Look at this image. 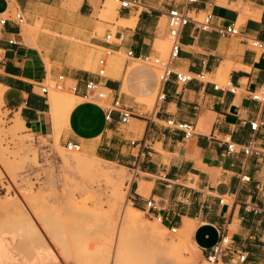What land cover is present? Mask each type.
I'll return each instance as SVG.
<instances>
[{
	"label": "crops",
	"instance_id": "crops-1",
	"mask_svg": "<svg viewBox=\"0 0 264 264\" xmlns=\"http://www.w3.org/2000/svg\"><path fill=\"white\" fill-rule=\"evenodd\" d=\"M136 1L143 8L106 13L102 0H80L73 12L66 9L69 0H0V16L14 9L23 13L25 23L43 21L35 41L28 25L23 30V24L12 22L0 26L2 107L36 137L51 141L48 95H41L37 85L62 75L77 97L84 98L86 82H102L108 94L106 105L117 99L134 111L136 98L156 93L155 72L138 63L126 73L134 62L126 57L121 77L100 79L96 71L82 68L87 52L73 56L76 45L61 38L73 36L75 41L108 47L114 58L128 50L135 57L157 56V42L167 37L168 11H188L191 21L181 32L180 52L172 69L202 74L205 80L181 86L172 75L163 86L164 100L157 101L145 118H133L135 122L127 125L118 124L116 112L107 122L104 109L81 103L59 141L79 144L96 157L131 171L134 178L128 199L134 208L145 212L146 200L159 202L161 223L168 230L175 228L177 238L190 240L204 257L226 233L234 247L247 253L246 264H261L264 214L255 215L245 206H264V163L239 152L227 154L225 142L246 145L254 140L256 146L264 147V106L248 97L264 85V51L253 50L241 36H221L215 28L234 24L242 36L264 41V0H198L190 6L181 0ZM208 14L213 16V28L198 30L197 19ZM109 19L128 24L111 25L117 42L107 46L103 39H91V33L101 30L97 24ZM226 65L230 66L228 86L236 94L229 87L215 86L219 70ZM168 120L194 125V135L183 139L181 132L166 127ZM254 122L262 125L252 132L250 123ZM141 124L142 129L135 131ZM242 175L249 182H242Z\"/></svg>",
	"mask_w": 264,
	"mask_h": 264
},
{
	"label": "rangeland",
	"instance_id": "rangeland-1",
	"mask_svg": "<svg viewBox=\"0 0 264 264\" xmlns=\"http://www.w3.org/2000/svg\"><path fill=\"white\" fill-rule=\"evenodd\" d=\"M104 1L106 2L108 0H102V3ZM113 3L112 13L118 9V4L114 1ZM103 9L105 11V7ZM11 11L14 12V9H11ZM197 20L201 21L202 17H199ZM35 23L36 22H34V24ZM112 24L115 26L122 25L119 22L116 23L115 19H109L106 22L98 23L97 26L100 25L101 30L95 28L91 33V39H103L107 31L113 34L115 28L111 26ZM26 25L30 24L24 23L22 25V30ZM34 29L37 34L40 33L41 29H43V21L40 20V28L36 27ZM61 39L76 45L77 50L72 52L73 56L76 57L77 53L83 51L87 52V55L88 52L92 55L94 63L90 64V68L88 67L87 69L84 66L86 70L95 72L97 68V59L105 57L106 76L121 77V72L114 71L113 65L117 62L122 66L124 60L127 59L125 55L115 57L114 60V57L104 56V50L95 46L91 41L84 39L75 41L73 36H64ZM160 42H166L169 47L167 37L157 42L155 46L157 56L164 57L168 48L165 52L161 53L159 50ZM137 65V62H133L130 63L129 67H135ZM52 80L53 79L48 77L44 84L51 85ZM217 81L219 80L217 79ZM217 81L216 83L219 87H227L226 82L223 83L221 80V82ZM70 87H72V84L66 83L65 89L58 91V93H71L72 91L69 90ZM50 91L57 92L52 88L49 89V94L51 93ZM154 95V102L150 104V106H148L149 103L146 102L145 99L136 98L137 107L134 111H141L146 117L153 110L157 102L156 93ZM81 103L95 105L100 109L106 108L105 102L83 99L77 102L78 105ZM51 119L53 124L52 142L42 137H36L32 132L27 130L25 126H22L18 133L13 136L9 132V128L15 124L16 115L12 117V114L8 110L3 107L0 108V129L3 133V139H5L3 140L5 141L3 142V148L6 150L8 148L7 157L11 161H18L21 157L29 154V158H31L28 159L29 162L27 160L24 163V166H20L15 170V175L8 174L5 171L4 173L0 168L2 173L0 176V206L2 203L8 202L10 200L8 198L11 196H14L15 199L17 198L15 200L17 206L8 209L0 207V228L5 229L4 227H6L7 230H10L13 224L24 218L31 220L36 231V234L29 239L17 240L18 242L8 241L9 251L13 256L18 258L20 256L29 258L26 256V253L30 251L32 254H35L34 248H37L35 247L37 245L38 247H42V249L44 248V253L51 254V256L54 257L45 264H101L100 260L103 261V259H107V264H207L204 256L196 249L197 247L193 248L190 240H187V243L184 244V242L177 238L176 232L171 233L161 222H157L153 215L145 212L141 211L143 220L149 224H155L160 227L162 235L159 241L143 242L136 239L128 232H120L121 211L134 207L128 199L129 188L134 175L127 169L120 170L117 164L109 165V163H103L105 167L112 169L114 173L120 174V179L114 180L113 184L104 183L102 181L99 183L101 185H98L96 178L84 180L79 176L77 170L73 166L64 163V159L67 155L69 156L72 153L93 154L81 146L78 152H67L64 148L65 144L60 143L59 140L63 131L70 129L71 118H69V121H65L63 116L57 119ZM142 127L143 125L141 124V127L135 131H140ZM129 130L134 131L131 127H129ZM56 136H58L57 140ZM21 141L25 142L20 144ZM49 152L59 157L56 163L51 162V158L47 159L46 154ZM33 155H35V157H33ZM41 156L46 158L44 162L41 161ZM120 182L122 183L120 189L123 193V199L118 203V207L116 209L113 208L114 210L112 209V211L107 204L106 197L113 185L118 186ZM19 190H21V193ZM95 195H99L101 200H103L101 206L95 205L94 197H92ZM10 209L13 211H10ZM107 214H110V217L113 216V222L115 221V224L113 223L114 229L111 242L107 241V232L105 230V222L108 218V216L106 218ZM7 226L9 227L7 228ZM2 237L8 240V235ZM170 243L177 246L184 244L181 248L182 255L180 254V257H172L170 255L169 257L163 252V249H166L165 246ZM156 244H158L159 248L155 246ZM183 246L186 247L187 250ZM31 256L32 255H30V257ZM29 259L27 262L25 261L21 264H36L38 262L35 261L36 263H34V261L32 262V260L30 261ZM54 259L55 261H53Z\"/></svg>",
	"mask_w": 264,
	"mask_h": 264
},
{
	"label": "built area",
	"instance_id": "built-area-1",
	"mask_svg": "<svg viewBox=\"0 0 264 264\" xmlns=\"http://www.w3.org/2000/svg\"><path fill=\"white\" fill-rule=\"evenodd\" d=\"M118 4V9H129L132 7H142L143 6L136 0H113ZM184 6L194 5L198 0H181ZM213 16L211 14L206 15L201 21H196L198 24V30L208 31L212 26ZM191 21L190 14L186 10L179 9H170L167 13V40H168V50L164 57L160 56H139L135 57L131 50H128L124 53L127 58L133 59L134 62L148 66L151 68L156 75L157 88H156V100L162 101L165 98L163 93L164 84L170 79L173 75L177 84L184 86L192 80H205L204 75H193L188 72L174 71L172 69L173 62L178 58L180 52V35L182 30L189 24ZM8 22L14 23L16 26H20L25 23L24 15L20 10H15L11 14H5L0 16V26H5ZM215 30L221 36H241L253 50L264 51V41H259L256 39L244 37L240 34L238 29L231 24L228 27H216ZM119 40L121 37L118 38ZM103 42L105 45L109 46L117 42L114 34L109 32L103 36ZM9 45H14V41H9ZM104 56L111 57L114 52L108 47L104 48ZM2 51H0V60L2 59ZM156 70V71H155ZM96 75L100 79H105L106 76V63L104 57H101L97 61ZM65 79L62 75H58L55 79L52 80L51 85H45L44 83L38 84L39 93L43 96L49 94V89L52 88L55 91H61L65 89ZM102 82L88 81L85 84V96L84 100H95L98 102H105L108 94H106L103 89ZM229 85V84H228ZM227 85V88L229 87ZM218 88L219 86L215 84ZM74 94L75 88L72 86L69 88ZM229 92L231 94H236L237 90L234 87H229ZM249 99L260 106H264V85L260 86L257 90L249 92ZM105 110V120L107 122L111 121V116L113 112L118 114V124L127 125L133 118L143 119L145 114L141 111H133L130 108L121 106L119 101L116 99L111 105H106ZM165 125L168 129L181 132L183 134V139L188 140L194 135V125L190 123L176 122L174 120H168L165 122ZM262 123L254 122L250 123V128L252 132H255ZM134 142H132L133 144ZM226 152L227 154L242 153L245 157L255 156L262 163H264V147L260 148L255 145L254 140H250L246 145H236L230 141H226ZM64 148L67 152H78L80 151V145L72 142H67L64 145ZM47 159L51 158V162L56 163L59 160V157L53 153H48ZM46 158L41 156V161L44 162ZM249 177L242 175L240 180L242 182H249ZM145 213L153 215L157 222H161V216L158 212L160 210L159 202L154 199H149L145 201ZM245 209L253 214H264V206H252L246 205ZM171 233H175V228H170ZM261 245L264 250V235L261 238ZM205 261L207 264H246L247 263V253L241 250H238L233 246L232 239L226 233H222L218 242L207 252L205 255ZM261 264H264V258L261 261Z\"/></svg>",
	"mask_w": 264,
	"mask_h": 264
},
{
	"label": "bare ground",
	"instance_id": "bare-ground-1",
	"mask_svg": "<svg viewBox=\"0 0 264 264\" xmlns=\"http://www.w3.org/2000/svg\"><path fill=\"white\" fill-rule=\"evenodd\" d=\"M79 4H80V0H69V3L66 6V9H67V11H75V10H77V7L79 6ZM113 5H114L113 0L106 1L105 4L103 5V8L105 7V12L106 13H112ZM35 22L36 23L34 25H28L29 32L33 36L34 40H35V38H37V36H36L37 32L35 31L34 28H36V27L40 28V20L39 21H35ZM118 22L121 23L122 25H124V24L127 25L128 24V22L123 21V20H120ZM167 48H168V45H167L166 42H160L159 43V50H160L161 53L165 52ZM93 56H95V55H93ZM101 56H102V53H101ZM84 57H82V59ZM114 60H115V58H114ZM84 62H85L84 66L86 67V69L89 67L90 64L94 63V59L92 58V55L89 52H88V55H86V58L84 59ZM46 63H48V62H46ZM84 66L82 68H84ZM122 66L116 62L113 65V69H114V71L121 72L122 71ZM228 66L229 65H226V67H223V68H221L219 70L215 82L218 79L219 81H217V82H221L222 81L223 83L226 82L227 85L229 84V81H228V70H229L230 66L229 67ZM131 68L132 67H129L126 70V73ZM219 85H221V84H219ZM3 90H4V87L2 85H0V108H2L1 95H2ZM123 90L126 91L124 85H123ZM154 98H155L154 94L151 95V96H148V97H143V99H145V101L149 103L148 106H150V104H152L154 102ZM80 100H81V98L77 97L72 92L71 93H66V92L58 93V91L57 92L52 91L49 94V99H48L49 112H50L51 118L57 119L60 116H63L65 121H69V118H71L72 114L73 113L76 114V112H77V110L79 108L77 102H79ZM134 122L135 121L132 120L131 124L134 123ZM22 126H24V122L21 119L16 117V122H15L14 125H12L9 128V132L14 136V135H16L18 133V131L21 129ZM57 139H58V136H56V140ZM3 140H5V139H3V133H2V130L0 129V168H1V170L3 172L5 171L8 174L12 175V174H14L16 169H18L20 166H24V163L28 159H31V158H29L30 157L29 154H26L24 157H21L18 161L17 160H12V161L9 160V158L7 157L8 148H7V150L3 148V142H5ZM24 142L21 141L20 144H23ZM26 151H27V148H26ZM33 157H35V155H33ZM28 162H29V160H28ZM64 163L66 165L73 166L77 170L79 176L82 177L84 180L96 178L98 185H101L99 183H101L102 181L104 183L113 184L114 180L120 179V177H121L120 174L114 173L112 169L107 168V167H105L103 165V163H109V165L110 164H114V163L107 162V161H105L103 159H100V158L94 156V155H88V154H85V153H83V154L72 153L69 156L67 155V157L64 159ZM119 169L120 170H125V168H122V167H119ZM1 174L2 173L0 171V176H1ZM120 185H122L121 182H120V184L118 186H114L113 185V187L109 191V194L106 197L107 204L109 205V208H111L110 210H112L113 208L116 209L118 207V203L123 199V193H122V190L120 189ZM19 191L21 193V190H19ZM23 192H24V190H23ZM23 192H22V194H23ZM92 197H94L95 205H98V206L102 205V201L103 200H101V197L99 195H95V196H92ZM8 199H10L8 202H5V203L1 204V206H0L1 208H5V209L7 208L8 209V208H13V207L17 206V202L15 201L17 198L15 199L14 196L13 197L11 196ZM98 206H96V207H98ZM19 207H21V206H19ZM67 208H69V207H67ZM11 210L12 209H10V211ZM115 211H114V213H115ZM19 216H22V215H19ZM107 216H108V218H107ZM110 216H111L110 214L106 215L107 219H106V222H105V227H106L105 230L107 232L106 235H107V241L108 242H111V238H112V235H113V229H114L113 228L114 227L113 223L115 222V221L113 222V219H112L113 216L112 217H110ZM14 218H15V216H14ZM120 218H121V221L119 220L120 223H121L120 224L121 225L120 232H122V233H124V232L127 233L128 232L129 234L133 235L136 239H138L140 241H143V242H147V241L157 242V241H159L161 239V235L162 234L160 232V227L155 225V224H149V223L145 222L143 220V217L141 215V211L140 210H138V209H136L134 207H131V208L126 209V210H122L121 213H120ZM13 225H14V227H13ZM13 225L11 226L12 228L10 230H7L6 227H4V226L3 227L5 229L0 228V236H1V239H0L1 240L0 241L1 242L0 243V264H21V263H23L25 261L27 262V260L29 258H30L29 260L30 261L32 260V262L34 261V263H36L35 261H38L37 263L45 264V263H47L48 261H51L54 258L53 256H51V254L44 253V248L42 249V247H38L37 245L35 246L37 248H34V250L36 252L35 254L34 253L32 254V252H30V251L28 253H26V256H28L29 258L24 257V256L23 257L20 256L19 258L16 257V256H13L10 253V251H9L10 250L9 246H8V241L9 240H10L9 242H15L17 240H19V241L26 240V239H29V238H31L32 236H34L36 234L35 226L31 223V220H27V219L23 218V219H21L20 221H18L17 223H15ZM8 227L9 226H7V228ZM4 235H8V240L4 239L2 237ZM180 240L182 242H184V244L187 243L186 239H180ZM184 244H182V245H184ZM152 245H153V243H152ZM182 245L177 246V245H174L173 243H170L167 246H165L166 249H163L164 251L161 249L162 246L160 247V249L165 254H167L168 256L170 255L172 257H180L182 255V253H181ZM155 246H158V244H156ZM158 248H159V246H158ZM184 248L186 249V247H184ZM193 248H195V247L193 246ZM189 249H190V246H189ZM161 250H160V252H161ZM189 251H187V252H189ZM27 254H29V255H27ZM36 254H38V255H36ZM30 255H32L31 256L32 258L30 257ZM30 261H28V262L31 263ZM53 261H55V259ZM100 261H101L100 262L101 264H107V259H103V261L102 260H100ZM31 264H33V263H31Z\"/></svg>",
	"mask_w": 264,
	"mask_h": 264
}]
</instances>
